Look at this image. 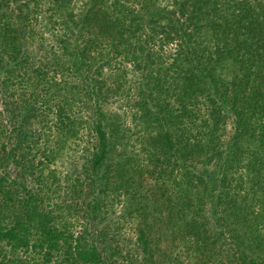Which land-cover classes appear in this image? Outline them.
<instances>
[{
  "label": "trees",
  "instance_id": "1",
  "mask_svg": "<svg viewBox=\"0 0 264 264\" xmlns=\"http://www.w3.org/2000/svg\"><path fill=\"white\" fill-rule=\"evenodd\" d=\"M44 1L0 0V264H114L91 228L120 190L137 219L134 264H179L175 248L264 264V0H46L56 33L37 26ZM129 74L141 159L105 108ZM83 131L85 157L56 201L52 162Z\"/></svg>",
  "mask_w": 264,
  "mask_h": 264
},
{
  "label": "rangeland",
  "instance_id": "2",
  "mask_svg": "<svg viewBox=\"0 0 264 264\" xmlns=\"http://www.w3.org/2000/svg\"><path fill=\"white\" fill-rule=\"evenodd\" d=\"M78 4H80V0L78 1ZM50 6L51 4L46 0L41 4L39 8L42 11V13L38 14L40 18H38L39 21L37 20L36 23H38L37 26L39 27V30H43L42 28L46 26L47 29H50L48 33L50 32L56 33L57 29L59 28V25L57 22L58 18L57 19L55 18V22L50 21L47 13L44 12ZM1 75L2 74H0V76ZM136 83H137V79L136 77H134V74L133 75L129 74L127 76V81L125 82L123 89L120 91L119 94L115 96L116 98H110L108 100V104H106L105 108L110 110L112 113L113 112L118 113V115L120 116V121L121 122L125 121L127 125L131 127L132 130L129 132V135H128V138L130 139L128 141V144L130 145L132 149H134L135 151L134 153L137 156L136 159H141L143 156L142 154H140V151H141L142 141H144V138L142 137V135L135 133V130L137 128H135L131 122V119H132L131 107L133 103L132 100L134 99V96L137 92L135 88ZM4 109H5L4 100L0 96V111L2 110L5 113ZM7 130L10 132L11 127L7 128ZM233 131H234V119L233 117L230 116L228 119V126L225 131V138L228 139ZM81 137H83V139L77 140V143H75L77 144L76 146H74L73 143L72 144L68 143L63 153L58 158L55 159V162H52V167L57 169V174L59 177H61L60 184H61L62 189L59 190L55 194L54 199L56 201H60V199H62L66 191L64 187L69 185L67 181L68 179L66 178L67 177L73 178L74 173L70 169L72 164L78 165V163L82 162L83 158L85 157V152L82 150L84 145L88 144L85 131L81 133ZM4 139L8 141L7 138L4 137ZM46 140L52 141L53 138L48 137L47 135L42 136V140L39 144L40 147L44 148V146L46 145L49 146V144L51 145L50 147H53V143H49ZM9 170L13 174H15L18 171V169L14 165H11V164H10ZM145 177H146L145 182H143L142 184L140 182L141 184L140 188L142 189V193H144L143 189H144V184H145L146 189H148L147 194L154 195L153 190H151L153 184H149L153 180L150 177H147V176ZM118 193H119V196L117 194L112 193L109 197L108 204L110 207L109 208L110 214L108 218H105L103 220L97 219L92 225L91 232H96L97 231L96 229L106 232L107 239H108L107 244L110 243L109 245H111L112 248H114L113 251L115 249L119 251V254H117L115 257L116 261L114 264H134L136 261V258L140 259L142 257L141 248L137 243V238H138L137 219L136 217L131 216L130 214L125 212V208H126L125 204L127 201V196L123 195V192H121V190ZM210 210H211V207L208 206V208L205 210L206 211L205 214H207L206 216L211 218L210 220L212 221L213 218L210 213ZM71 221L74 223V227H75L74 230H76V232L83 225V222H82V225L79 223L75 224V221H76L75 216H73V218L71 217ZM211 224L215 225L214 221ZM179 242L180 241L178 238H174V240L170 239L168 243V249L169 248L174 249V246ZM153 245H155L156 247H159V249H162L159 251L163 252L164 250H166L165 248H167V240L166 242L162 244L157 243ZM177 251H180V252L178 253ZM175 252L177 254L176 257H177V261L179 264H202V263H197L198 260L196 262H193L191 257L188 258L187 253L181 248H177V249L175 248L174 253ZM19 253L23 255V257H25L26 255L29 260H31V255L33 254V253L23 254L21 252Z\"/></svg>",
  "mask_w": 264,
  "mask_h": 264
}]
</instances>
